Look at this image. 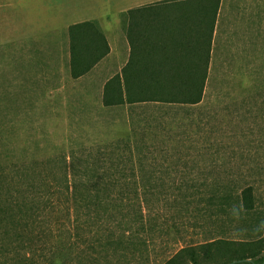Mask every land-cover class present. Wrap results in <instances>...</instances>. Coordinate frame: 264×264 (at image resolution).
<instances>
[{"label":"rangeland","instance_id":"rangeland-1","mask_svg":"<svg viewBox=\"0 0 264 264\" xmlns=\"http://www.w3.org/2000/svg\"><path fill=\"white\" fill-rule=\"evenodd\" d=\"M121 1L0 0L4 264H165L185 246L264 235V101L208 84L185 103L137 85L152 87L142 101L107 105V82L71 76L68 27L123 32ZM64 159L68 180L103 183L90 184L91 204L59 183ZM95 193L124 202L97 208Z\"/></svg>","mask_w":264,"mask_h":264},{"label":"crops","instance_id":"crops-1","mask_svg":"<svg viewBox=\"0 0 264 264\" xmlns=\"http://www.w3.org/2000/svg\"><path fill=\"white\" fill-rule=\"evenodd\" d=\"M209 1L116 2L117 6L132 7L123 10L126 17L123 32H112L109 27L99 25L109 52L91 69L92 77L100 78L102 84L119 75L121 83L125 80L133 85L213 84L228 85L231 90L238 86L233 91L236 100L242 90L250 102L259 97L261 105L264 0H218L215 7ZM172 3L177 6H168ZM129 11H132L131 32ZM113 60L119 62L115 71L106 67ZM251 107L253 110L254 106Z\"/></svg>","mask_w":264,"mask_h":264},{"label":"trees","instance_id":"trees-1","mask_svg":"<svg viewBox=\"0 0 264 264\" xmlns=\"http://www.w3.org/2000/svg\"><path fill=\"white\" fill-rule=\"evenodd\" d=\"M210 4L214 2V7L217 5L218 0H210ZM173 7L174 3L168 5ZM129 32L132 29V11H129ZM68 39H69V55L68 63L70 74L73 78H78L88 71L91 70L103 57L109 52V47L105 36L98 24L94 21L80 22L68 27ZM129 65V62L124 67L122 73L125 72V68ZM137 87L141 90L137 91ZM153 94L151 98L170 99L175 100L177 94L182 91V102L185 103H196L201 97L202 87L200 85H183V86H172L165 84H156L153 86ZM144 88H152L151 86H134L133 84L127 83L125 80L121 83L119 75L113 76L107 81L104 86L103 100L105 104H119L124 101L135 102L140 100L141 96L136 98L135 96L140 93L144 94ZM195 93V94H194ZM198 93V94H197ZM139 94V95H140ZM64 169H67L66 160L62 165V173L59 179V183L62 181L66 183L68 190V183L72 184L73 196H80L82 203L91 204V190L90 184L93 183V187L103 188L102 182H90L83 181L78 183L76 180H68L67 174ZM86 169H84L85 171ZM63 176V180H62ZM79 189H81L79 191ZM252 189L251 187L244 188L239 198L242 203V207L246 210H253L252 204ZM97 192V191H93ZM95 200L92 202L97 208H103L106 204H110L116 199H120V202H124L121 197L115 196L112 200H107V195L100 196L95 193ZM139 199V196L137 197ZM228 196H224V200L227 201ZM78 201V202H79ZM77 202V203H78ZM131 200L128 202V205ZM142 214V209L140 208ZM148 213L147 217L148 218ZM232 261H236L233 264H264V235L251 241H228L224 239H214L209 242L202 244L189 245L179 248L171 258L167 260L165 264H228ZM0 264H4L2 258V251L0 248Z\"/></svg>","mask_w":264,"mask_h":264},{"label":"water","instance_id":"water-1","mask_svg":"<svg viewBox=\"0 0 264 264\" xmlns=\"http://www.w3.org/2000/svg\"><path fill=\"white\" fill-rule=\"evenodd\" d=\"M233 263H236V261H232V262H230V263H228V264H233Z\"/></svg>","mask_w":264,"mask_h":264}]
</instances>
